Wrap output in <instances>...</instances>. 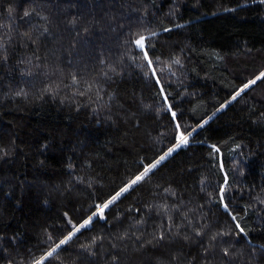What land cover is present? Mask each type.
<instances>
[{"label":"trees","instance_id":"obj_1","mask_svg":"<svg viewBox=\"0 0 264 264\" xmlns=\"http://www.w3.org/2000/svg\"><path fill=\"white\" fill-rule=\"evenodd\" d=\"M261 72L264 0H0V264H35L179 132L44 264H264V79L232 99Z\"/></svg>","mask_w":264,"mask_h":264},{"label":"snow or ice","instance_id":"obj_2","mask_svg":"<svg viewBox=\"0 0 264 264\" xmlns=\"http://www.w3.org/2000/svg\"><path fill=\"white\" fill-rule=\"evenodd\" d=\"M25 15H28V13H25ZM151 36H155L156 33H151ZM149 39V37L143 36L141 35L138 39H136L134 41L135 46L137 48H139L141 51H143L144 53V59L147 60L148 65L151 66L152 65V60L148 57L147 51H146V41ZM175 63H179V60H176ZM153 74H155V69H153ZM264 79V72H261L258 76L255 77V79L249 80L247 83H245L240 89L239 91L236 93V96H233L232 99L235 100L237 96H239L242 92H244L246 89L250 88L252 85H255L257 83V81H260ZM75 81V78H74ZM170 105H169V109H170ZM173 117H175V113H172ZM207 121H205L206 123ZM177 130H179L180 126L179 124L176 125ZM191 132L188 133V135H184L183 132H179L178 136H177V140L178 143L173 147V148H169L168 151L161 156L158 160H156L154 163L149 164L147 166L144 167L143 171L137 175L134 179H132L130 181V183H128L124 188H121L119 192H117L114 196L111 197L110 200H108L105 204L101 205H97V212H94L92 214V216H90L87 220H85L78 228H76L75 232L73 233H69L68 236H66L63 240H61L58 244H56V246L54 248H52L51 251L47 252L45 256L41 257L40 259L35 261V264H44V261L48 258V257H52L57 250L62 246L67 244L72 237L75 235L76 232H79L81 228H85L87 227L93 217H100L103 218V214H104V210L107 209L110 205H112L113 203H115V201H117L124 193L128 192L134 185L138 184L139 182L143 181L151 172L153 169H155L164 159H166L169 155H171V153L173 151H175L177 148H180L181 146H185L188 143V136H191ZM213 148H215V145H213ZM216 151L218 152L219 149H216ZM225 208L227 209V205H225ZM233 219H235V217H233ZM241 232H243V229H240Z\"/></svg>","mask_w":264,"mask_h":264},{"label":"rangeland","instance_id":"obj_3","mask_svg":"<svg viewBox=\"0 0 264 264\" xmlns=\"http://www.w3.org/2000/svg\"><path fill=\"white\" fill-rule=\"evenodd\" d=\"M204 123H205V122H204ZM186 136H187V135H186ZM176 144H177V143H176ZM174 146H175V145H174ZM174 146H173V147H174ZM173 147H171V148H173ZM163 155H164V154H163ZM163 155H162V156H163ZM96 212H97V211H96ZM77 228H78V227H77ZM75 230H76V229H75ZM75 230H74L73 232H75Z\"/></svg>","mask_w":264,"mask_h":264}]
</instances>
